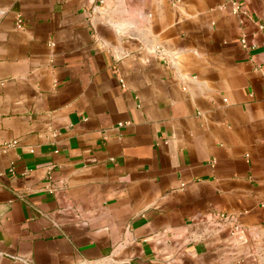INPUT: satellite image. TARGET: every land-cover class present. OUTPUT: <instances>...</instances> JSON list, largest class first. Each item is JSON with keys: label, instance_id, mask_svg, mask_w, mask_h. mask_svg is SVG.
<instances>
[{"label": "crops", "instance_id": "obj_1", "mask_svg": "<svg viewBox=\"0 0 264 264\" xmlns=\"http://www.w3.org/2000/svg\"><path fill=\"white\" fill-rule=\"evenodd\" d=\"M0 10V264H264V0Z\"/></svg>", "mask_w": 264, "mask_h": 264}, {"label": "built area", "instance_id": "obj_2", "mask_svg": "<svg viewBox=\"0 0 264 264\" xmlns=\"http://www.w3.org/2000/svg\"><path fill=\"white\" fill-rule=\"evenodd\" d=\"M233 6H234V12H236V13L242 12L243 14H247V12L245 10H243L237 2L234 1ZM4 13H5V11L0 10V19L4 15ZM16 24H17L18 28L23 27L24 23H23V19L20 15H18L16 18ZM241 41L245 47L248 46L247 40H246V34H242ZM121 82H122V86H125V84L123 83V79H121ZM122 124L123 123H120V125H122ZM219 216L221 219H227L228 218V216L225 213H220ZM243 232H244V230L242 229V227L239 224H237V223L233 224L232 233L234 235L242 234Z\"/></svg>", "mask_w": 264, "mask_h": 264}]
</instances>
